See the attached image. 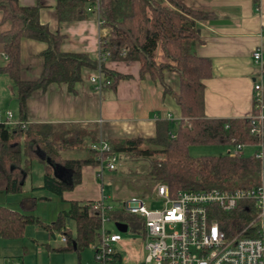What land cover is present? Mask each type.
I'll return each mask as SVG.
<instances>
[{"label":"trees","instance_id":"obj_1","mask_svg":"<svg viewBox=\"0 0 264 264\" xmlns=\"http://www.w3.org/2000/svg\"><path fill=\"white\" fill-rule=\"evenodd\" d=\"M187 0H98V10L89 11V0H57L60 21L86 19L94 14L101 27L110 30L102 41V48L111 53L109 59L132 60L139 63L140 78L149 77L161 85L164 94L174 96L179 118L173 121L158 118L151 137L109 139L111 153L133 159H145L147 174L167 184L171 196L180 190L234 189L259 182V164L252 155L229 156L189 154V147L203 144H254L257 139L249 134V120L241 118H210L204 113V83L212 75L211 61L192 51L198 39V21L214 18L211 11L193 9ZM254 9L259 0H252ZM40 2L22 5L18 0H0V52L7 60L0 64L17 88L16 123L0 121V196L21 193L33 161L43 168L41 188L61 197L81 182L82 168L96 165L99 154L85 139L97 141L98 129L76 123H38L27 121V100L36 90H44L52 83H65L69 92L81 80V69L100 67L104 88L114 89L120 79L129 75L114 73L85 53L63 52V36L52 32L40 22ZM24 38L46 43L40 52L43 68L38 78H20V44ZM165 72H175L179 86L173 91L164 80ZM264 95V84H263ZM227 125V127H225ZM264 141V139H263ZM90 143V142H89ZM84 149L80 158L65 157L64 153ZM48 160V161H47ZM56 168L70 172L68 179L56 173ZM24 199H32L24 196ZM64 202V201H63ZM249 202H242L231 211H216L219 226L227 235L237 234L253 218ZM131 221V230L141 233V219L134 215H119ZM74 220L75 236L66 226ZM137 221L138 223H132ZM34 224L54 236V231L66 235L67 243L53 248L57 252H79L96 237L98 217H89L81 203L64 202L53 222L43 223L26 211L0 204V237L23 236L26 225ZM78 264H81L78 262Z\"/></svg>","mask_w":264,"mask_h":264},{"label":"crops","instance_id":"obj_2","mask_svg":"<svg viewBox=\"0 0 264 264\" xmlns=\"http://www.w3.org/2000/svg\"><path fill=\"white\" fill-rule=\"evenodd\" d=\"M18 1L22 5L42 4L40 22L46 24L50 31L63 36L61 51L85 53L97 61L100 37L108 38L110 30L100 27L95 14L86 19L60 21L57 0ZM186 4L215 15L209 20L197 22L198 39L192 44V51L207 57L212 65L211 77L203 81L205 115L225 119L247 117L252 112L254 83L264 74V0H259L257 10L252 0H187ZM8 25L7 22H0L1 30ZM256 47L263 51V59L257 63L252 58ZM45 48L46 43L42 41L29 38L21 41L22 80L39 77L43 68L40 52ZM4 62L0 56V64ZM105 67L129 77L120 79L114 89L104 88L98 92L89 81L96 70L83 67L81 80L76 83L74 92H69L65 83H52L44 90L32 92L26 105L27 121L92 125L98 129L97 139L108 141L113 138L151 137L158 118L179 117L174 97L164 94L161 85L149 77H139L137 61L109 59ZM164 80L173 91L178 89L175 72H165ZM16 95L15 83L7 74L0 73V121L6 120L7 111L12 113L13 120L18 119ZM89 142L90 139L84 141L85 144ZM56 173L63 179H68L70 174L68 170L59 168H56ZM41 186L42 182L35 188ZM101 191L106 194V170L98 175L96 165H87L82 168L80 184L63 192L61 199L82 204L98 199ZM10 195L15 194L0 196V204L24 211L16 203L8 201ZM19 200L23 204L27 199L21 196ZM117 248L122 264L140 263L144 253L142 242L121 240ZM9 255L7 239L0 237V264H9Z\"/></svg>","mask_w":264,"mask_h":264},{"label":"built area","instance_id":"obj_3","mask_svg":"<svg viewBox=\"0 0 264 264\" xmlns=\"http://www.w3.org/2000/svg\"><path fill=\"white\" fill-rule=\"evenodd\" d=\"M91 1V2H90ZM92 3L89 11L98 10V0ZM101 27V20L98 19ZM100 37L97 63H104L111 57L101 44ZM4 61L7 56L0 52ZM252 58L257 63L263 59V51L256 47ZM95 74L89 77L94 89L101 92L106 82L97 66ZM264 74L253 86L252 112L249 120V134L257 139L256 149L250 153L259 164V182L252 186L234 189L180 190L171 196L167 184L159 182L156 195L161 199V208L149 209L145 203L130 197L124 201L114 199L101 191V196L82 203L89 217H98L99 227L95 240L90 244L94 264H122L118 244L122 234L131 229V221L119 219V215H134L141 219L143 256L139 264H264ZM179 117L168 116L173 121ZM6 123L13 124L12 113L6 112ZM227 127V125H225ZM235 151L229 156H240L247 144L232 143ZM90 149L99 154L96 164L98 175L112 172L120 161L117 153L110 152L107 140L90 142ZM242 202H249L253 218L237 234L227 235L219 226L216 211H231ZM132 223H138L132 221ZM117 224L125 226L121 231ZM113 225L115 231L109 226ZM60 241L67 243L61 232Z\"/></svg>","mask_w":264,"mask_h":264},{"label":"rangeland","instance_id":"obj_4","mask_svg":"<svg viewBox=\"0 0 264 264\" xmlns=\"http://www.w3.org/2000/svg\"><path fill=\"white\" fill-rule=\"evenodd\" d=\"M2 27H0V30ZM89 143L85 144L88 145ZM256 149L255 145H246L242 148L241 154L249 155ZM235 151L234 144H203L189 147V154L200 155H224ZM85 155V150L80 148L64 153L65 157L80 158ZM120 161L112 172H106V194L119 200H126L130 197L141 199L149 209L161 208L163 203L156 195L159 184L157 180L147 174L145 159H133L119 155ZM43 180V168L33 161L29 174L26 178L22 192L10 195L8 201L14 202L18 208L32 213L43 223L53 222L64 202L61 197L54 195L43 188H35ZM21 196H29L32 201L22 200ZM25 206V207H24ZM66 226L71 234L75 236L76 225L74 220L67 221ZM115 231L113 225L109 226ZM122 234V241L137 243L142 242L141 233L128 229ZM61 231H54V236L49 237L46 230L38 228L34 224L26 225L22 237L7 239L8 263L9 264H94L91 245L84 247L79 254L75 251L60 253L52 248L64 245L60 241ZM139 249V248H138ZM124 254V253H123Z\"/></svg>","mask_w":264,"mask_h":264},{"label":"water","instance_id":"obj_5","mask_svg":"<svg viewBox=\"0 0 264 264\" xmlns=\"http://www.w3.org/2000/svg\"><path fill=\"white\" fill-rule=\"evenodd\" d=\"M174 97V96H173ZM48 161V160H47ZM117 227L121 230L124 231L125 230V226L122 224H117Z\"/></svg>","mask_w":264,"mask_h":264}]
</instances>
